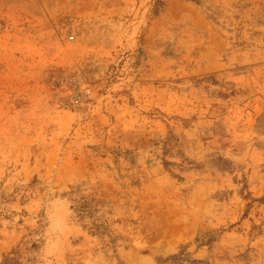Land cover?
I'll return each mask as SVG.
<instances>
[{
  "label": "rangeland",
  "instance_id": "obj_1",
  "mask_svg": "<svg viewBox=\"0 0 264 264\" xmlns=\"http://www.w3.org/2000/svg\"><path fill=\"white\" fill-rule=\"evenodd\" d=\"M0 264H264V0H0Z\"/></svg>",
  "mask_w": 264,
  "mask_h": 264
},
{
  "label": "bare ground",
  "instance_id": "obj_2",
  "mask_svg": "<svg viewBox=\"0 0 264 264\" xmlns=\"http://www.w3.org/2000/svg\"><path fill=\"white\" fill-rule=\"evenodd\" d=\"M102 70H106V65H102Z\"/></svg>",
  "mask_w": 264,
  "mask_h": 264
}]
</instances>
